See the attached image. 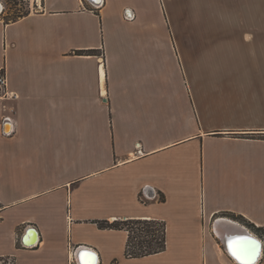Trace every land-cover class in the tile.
<instances>
[{
  "label": "crops",
  "instance_id": "0c3cea01",
  "mask_svg": "<svg viewBox=\"0 0 264 264\" xmlns=\"http://www.w3.org/2000/svg\"><path fill=\"white\" fill-rule=\"evenodd\" d=\"M8 1L0 258L241 264L227 241L260 236L236 218L264 228V42L188 36L220 34L205 21L246 18L249 0H16L17 20ZM131 220L160 222L165 250L128 257L116 225Z\"/></svg>",
  "mask_w": 264,
  "mask_h": 264
},
{
  "label": "rangeland",
  "instance_id": "374dc122",
  "mask_svg": "<svg viewBox=\"0 0 264 264\" xmlns=\"http://www.w3.org/2000/svg\"><path fill=\"white\" fill-rule=\"evenodd\" d=\"M255 1L249 0L246 4H244V10L248 13L246 18L239 19L235 18H216L206 20V24L204 26L217 28V32L220 34H196L189 35V42H196V48L203 49L204 51H208L210 47H212L215 43H237L240 42V37L244 38L243 35H236L237 31H248V32H259V38L262 39L260 42H264V0H258V5L255 4ZM7 7L9 9L8 13L10 16L8 18H13L15 15L20 12L28 11V6L24 2L10 0L7 2ZM245 13V14H246ZM201 20H189V24H193V22L197 24ZM228 31L225 32H219ZM229 32H234L229 33ZM257 37L258 35L255 34ZM200 46V47H199ZM214 48V47H213ZM203 51V52H204ZM236 220V219H235ZM250 228V227H249ZM252 229V228H250ZM253 230V229H252ZM254 231V230H253ZM259 235V234H257ZM260 236V235H259Z\"/></svg>",
  "mask_w": 264,
  "mask_h": 264
},
{
  "label": "trees",
  "instance_id": "16d2710c",
  "mask_svg": "<svg viewBox=\"0 0 264 264\" xmlns=\"http://www.w3.org/2000/svg\"><path fill=\"white\" fill-rule=\"evenodd\" d=\"M29 11H23L15 15L12 19L17 20L19 17L25 16ZM252 228L261 238L264 239V228L256 227L242 217H238ZM133 225V226H132ZM118 228H124L129 233L127 242V256L141 257L149 254H154L165 250L166 248V228L158 221H120L116 225ZM143 226V227H142ZM105 227H113V224L107 223ZM142 227V228H141ZM146 236H150L149 239ZM264 264V257L262 259Z\"/></svg>",
  "mask_w": 264,
  "mask_h": 264
},
{
  "label": "snow or ice",
  "instance_id": "6c2138e0",
  "mask_svg": "<svg viewBox=\"0 0 264 264\" xmlns=\"http://www.w3.org/2000/svg\"><path fill=\"white\" fill-rule=\"evenodd\" d=\"M255 241L252 240H240L236 239L234 242L229 241V250L235 256L237 260L241 261V264H249L247 257L251 254H254L255 251ZM251 245V249L248 247ZM92 253H87L84 257L82 264H92Z\"/></svg>",
  "mask_w": 264,
  "mask_h": 264
},
{
  "label": "water",
  "instance_id": "95a60500",
  "mask_svg": "<svg viewBox=\"0 0 264 264\" xmlns=\"http://www.w3.org/2000/svg\"><path fill=\"white\" fill-rule=\"evenodd\" d=\"M2 13V7H1V5H0V14ZM236 227H237V225H236ZM239 228V227H238ZM241 232H243L244 234H245V236H243V237H238V238H235L234 240H233V242L236 240V239H240V238H242L241 240H252V241H255L256 242V244H255V251H254V254H252V256L248 259V261H249V264H258L259 262H261V260H262V258H263V256H262V258H260L259 259V254L261 253V251H262V247L264 246V242H263V240L260 238V237H257L256 235H255V237L254 236H251V235H248L249 234V232L248 231H246V229H242V230H240ZM251 234H253V233H251ZM229 238H226L225 240H228ZM229 241L230 240H228L227 241V246L229 247ZM226 242V241H225ZM263 244V245H262ZM263 255H264V252H263ZM231 256H233L234 258H235V256L232 254ZM238 262H240L241 263V261L239 260Z\"/></svg>",
  "mask_w": 264,
  "mask_h": 264
},
{
  "label": "built area",
  "instance_id": "2783aa9c",
  "mask_svg": "<svg viewBox=\"0 0 264 264\" xmlns=\"http://www.w3.org/2000/svg\"><path fill=\"white\" fill-rule=\"evenodd\" d=\"M9 92L7 90V77L5 74V70H0V97H7L9 96ZM11 96H13L11 94ZM261 238V237H260ZM264 242V239L261 238ZM0 264H16L13 257H3L0 258Z\"/></svg>",
  "mask_w": 264,
  "mask_h": 264
},
{
  "label": "bare ground",
  "instance_id": "6f19581e",
  "mask_svg": "<svg viewBox=\"0 0 264 264\" xmlns=\"http://www.w3.org/2000/svg\"><path fill=\"white\" fill-rule=\"evenodd\" d=\"M103 72V71H102ZM103 75H104V72H103ZM248 235H251V236H254L253 234H251V232H249V234ZM255 237V236H254ZM263 245V244H262ZM230 251V250H229ZM263 251H264V246L262 247V251H261V253L259 254V259L260 258H262V256H263ZM231 252V251H230ZM232 253V252H231ZM252 256V255H251ZM237 261H239V260H237Z\"/></svg>",
  "mask_w": 264,
  "mask_h": 264
}]
</instances>
